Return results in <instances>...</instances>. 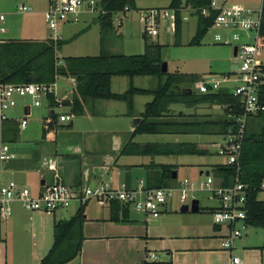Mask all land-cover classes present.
I'll return each instance as SVG.
<instances>
[{"label": "rangeland", "instance_id": "obj_1", "mask_svg": "<svg viewBox=\"0 0 264 264\" xmlns=\"http://www.w3.org/2000/svg\"><path fill=\"white\" fill-rule=\"evenodd\" d=\"M97 1V0H96ZM171 0H135L134 9L131 8L126 13H119L113 16V28L110 30L102 31L100 24L98 22V17L101 13V9L98 7L95 11L90 12V14L83 16L80 23L64 24L62 27V34L64 35L65 41L62 47L58 50L57 54L62 59L69 56H97L101 52L102 41L105 45V50L116 55H144L146 52V47L152 44H159L163 46L161 51V56L163 62L168 64L169 73H185L198 75L201 79H212V78H221L228 73H234L239 69L240 63L235 60L233 47L224 46L215 44L213 40V32L209 31L202 41L200 46H190L189 43L196 34L197 31V18L195 16H190L188 21L183 25V32L180 39V44L175 45L177 42L176 28L173 34H170L166 31L165 26L162 25L159 29V36L146 38L143 37L145 34L143 24L140 22V12L149 10L152 8H161L165 9L168 7V2ZM236 1V0H235ZM233 0V6L240 5L244 7H250L253 9H258L262 6V0H245L241 2H235ZM50 0H0V28L5 29V33H2V37L8 40H31L36 39L37 41H45L51 38L52 31L49 29L48 24L45 22L44 13L48 8ZM235 2V3H234ZM243 3V4H242ZM22 6L30 7L33 9L32 13H22L19 8ZM87 9V8H86ZM186 11H183L185 14ZM3 18V19H2ZM82 18V17H81ZM88 19V20H87ZM119 19H122L120 22ZM85 28V29H84ZM79 30H85L86 35L72 37L71 33ZM77 32V33H78ZM76 33V34H77ZM103 39V40H102ZM62 41V40H60ZM261 58L264 60V52L261 53ZM128 82L129 79L125 78ZM156 78L146 77L139 78L138 84L143 88H150L155 85ZM60 86L64 83L62 79L59 81ZM127 85L126 88H128ZM115 90L119 91L118 84L115 83ZM185 88H193L190 86H185ZM194 93L195 91L192 90ZM18 105L13 110H10L8 115L11 119L24 117V106H31L32 114L28 121V127L25 131L18 132L17 134L10 136L6 143L10 147L11 151L17 156V160H30L37 152L41 156L45 155H56L57 146L53 141L49 140L46 132L43 130L46 125L47 117H49L47 104L43 102L41 108L35 107L33 104V99L29 96L17 98ZM123 105L125 104H117ZM120 107V106H118ZM140 110H144V107L139 103ZM196 111H189L185 116H180L179 110H171L168 114L167 121L170 122H203L205 120H215L218 121L223 114L220 106L215 108L209 105H200ZM125 109V108H124ZM194 109V108H193ZM62 112L66 114H72L69 107H64L56 110V113L59 115ZM50 118V117H49ZM48 119V118H47ZM109 120L96 123L94 126L89 127L88 119L86 117H75L68 123L72 125L76 130L81 128V132L86 129H91L96 131L101 129L99 126L106 129L104 126H114V124H121L124 130H129L128 125H125L128 121V118L120 117L119 120ZM20 120V121H21ZM57 121H54V124H57ZM80 123L83 124L80 125ZM59 129V127L57 128ZM71 129H62L58 130L59 134L65 135ZM115 130H121L115 129ZM249 131L251 133H261L264 131V123H258L256 121H251ZM55 132V131H54ZM112 133V131H111ZM109 131V134L99 135L102 141L108 140L103 146H106L107 152L111 154L110 156L114 157V163L111 167L106 168L98 165L97 162H94L95 167L92 169V178L89 181V186L94 188L98 186L102 181L115 183L116 181H130L131 186L134 188L137 186L139 180L144 179L146 181L149 172L147 168L142 164H149L151 161L150 158L138 157V156H121L118 151L113 148H110V143L114 135ZM126 140L127 143L132 141L135 144H154V143H166L170 141H176L178 139L180 142H191L197 143L199 145L205 146L209 149L211 155L207 156H181V157H159L157 162L162 164H173L177 165L178 171V181L183 179H188L191 182H205L207 175L206 172L208 169H211L212 166L216 165H225L227 164V158L219 156L217 152L216 143L220 142L221 138L215 135H205V136H196V135H170L166 136H153V135H138L134 139L132 134L124 133L121 134ZM3 137H6L5 133L1 134L0 131V144L3 141ZM5 142V141H4ZM126 144V141H124ZM84 152L82 157L77 156L76 159L70 158L68 160V165L64 162L68 157H58L59 160L64 163L62 168L68 167L66 173H64L62 180L64 183L71 187L72 189L79 188L82 190L85 183L82 182L80 187L72 186L73 177H82V167L86 160L92 157L85 158L88 156L86 149L84 147ZM213 153V154H212ZM41 156H36L30 164L31 168L39 169ZM100 157V156H99ZM98 159L97 156H95ZM94 159V158H93ZM21 167L24 166V162H20ZM19 163V166H20ZM9 164V163H8ZM8 164H1L0 169H5V166ZM192 164V165H191ZM120 167V174L117 175L116 168ZM25 167V166H24ZM26 168V167H25ZM128 169L131 171L128 172ZM204 172L203 175H200L201 172ZM211 171V170H209ZM9 172H0V176L3 179H6ZM129 174V175H128ZM212 175V174H211ZM40 172H28L24 175L14 177L12 179L14 182L18 183L21 186H25L31 191L36 190L40 183ZM24 177V178H23ZM70 177V179H68ZM94 177L97 178V182ZM113 178L112 180L110 178ZM129 178V180H127ZM51 178L48 177V180ZM10 180V179H7ZM52 180V179H51ZM50 180V183H51ZM11 181L4 182L7 184ZM114 182V183H113ZM232 183V182H231ZM195 199L200 201V212L197 214H182L180 212V206L175 201L170 205L174 209V213L179 215L178 217H194L198 220L201 230L199 231L200 235L203 237L210 238H201L198 240V243L203 246H208L209 248H215L217 251L210 250H201L197 251L200 260H204V264H231L230 255L231 251H226L221 249V239H217L218 235L223 236L224 233H227V229L223 228L222 232L214 231V221L212 215L209 212H206V209H212L217 205L216 201L211 198L207 192H196L194 195ZM258 199L264 201V190L258 194ZM75 206L73 205L68 212L61 210L56 215H43L34 212L27 211L19 202H14L11 204L12 216L8 220L0 219V264H39L40 261L48 254L49 250L52 248L54 243V223L70 217L69 215L73 213ZM107 208H100L96 203L91 202L86 207V214L90 217H97L104 212H107ZM132 216H141V213L132 211ZM183 215V216H182ZM245 230L242 229V232ZM249 238V240H247ZM243 238L242 241L245 244L254 243L258 246H264V229L249 227L248 228V237ZM238 245V244H237ZM240 246L234 250L236 252V258H241L244 264H264V259L261 255L264 254L260 248L255 250H250L248 248H240ZM190 246V244H187ZM207 247V248H208ZM240 251L247 252V260L244 256L239 254ZM187 254V253H184ZM190 255V254H187ZM235 256V255H234ZM188 263L192 262V256H185ZM229 257L230 263L227 260ZM78 264V263H74Z\"/></svg>", "mask_w": 264, "mask_h": 264}, {"label": "trees", "instance_id": "obj_2", "mask_svg": "<svg viewBox=\"0 0 264 264\" xmlns=\"http://www.w3.org/2000/svg\"><path fill=\"white\" fill-rule=\"evenodd\" d=\"M210 3L211 0H187L183 5L182 0H172L167 8L176 10V45L181 42L184 8L190 6L201 9L209 7ZM99 7L101 13L98 22L102 31H106L113 28L115 14L123 13L126 9H134L135 0H99ZM262 9L263 19L259 37L264 48V0H262ZM193 16L197 18V31L189 45L200 46L212 28L215 16L204 18L199 12ZM63 44V41L55 42L52 39L45 41L0 40V83L50 85L62 77L73 78L76 81L71 101L65 100L57 105L54 96L48 98L53 112L50 114L52 122L47 130L45 129L46 135L54 125V121L59 118L54 111L56 107H70L73 115L81 116L89 101H117L126 103L128 116L135 117L134 98L138 95H152L154 99L146 105L144 113L140 116L141 120L132 133V138L138 135H215L221 137L235 131V117L243 113L240 99L228 89H220L208 94L194 92L191 95L183 94L185 86L192 87L194 83L202 79L193 74L162 73V45L147 46L144 55L127 56L107 52L102 41L101 52L98 56L61 59L57 52ZM113 77H126L131 80L137 77H156L160 83L154 90L138 89L131 85L125 93L115 94L111 90ZM261 100L264 102V87ZM174 105H184L187 108L200 105L220 106L223 114L218 121L170 122L165 118L169 116L171 107ZM15 134H17L16 130ZM6 141L8 139L3 137V142L6 143ZM209 152L211 151L205 146L191 142L143 145L130 141L123 147L120 154L155 158L160 156H207L211 155ZM147 171L149 174L146 182L149 188L169 187L177 181L173 179V173L177 172V167L174 165L151 163L147 166ZM210 174L221 179L222 186H229L234 178L239 177L248 188L246 223L249 227L264 229V201L258 199V194L261 192L260 184L264 179V131L247 134L239 165L212 166ZM86 207H79L70 219L54 223L53 246L39 264H69L80 256L85 240L82 227L87 220ZM109 211L112 222L129 220L130 210L119 203L112 205ZM206 212L212 213L213 210L206 209Z\"/></svg>", "mask_w": 264, "mask_h": 264}, {"label": "built area", "instance_id": "obj_3", "mask_svg": "<svg viewBox=\"0 0 264 264\" xmlns=\"http://www.w3.org/2000/svg\"><path fill=\"white\" fill-rule=\"evenodd\" d=\"M233 0H211L210 6L195 9L190 6L184 8L182 20L188 21L189 17L199 12L204 18L215 16L213 26L214 43L237 47L234 57L240 65L234 73H229L221 78L202 79L194 83L192 90L197 94H208L220 89H228L235 97L240 99L243 113L235 117V131L221 136L220 142L216 143L217 154L227 158V166L239 165L243 143L250 132L251 121L264 123V102L261 100V92L264 87V60L261 53L264 48L260 43V30L262 27L263 9L233 6ZM231 3V4H230ZM99 5V0H50L44 13L45 22L52 31L51 38L58 42L61 40L60 30L64 24L80 22L84 12H93ZM87 8V9H86ZM22 13H32L33 9L22 6ZM129 11L126 9L125 12ZM3 19V18H2ZM122 22V19H119ZM140 22L143 24L145 36H159L162 25L168 33L173 34L176 28V10L152 8L140 12ZM5 32L4 28L0 29ZM74 82L75 79L73 80ZM57 81L54 84H2L0 83V127L10 121L8 113L17 107V98L31 97L35 107H40L43 100L48 102L50 96H54L56 104H61L64 99L58 96ZM63 106L56 107L57 109ZM24 110L26 111L25 107ZM30 112V111H28ZM19 121L20 129L25 130L28 125L27 118ZM59 122H67L70 117L59 114ZM48 121V120H47ZM52 122H46V126ZM17 159L8 144H0V163L6 164ZM42 167L53 174V181L45 185L40 191H31L25 186L11 181L0 184V216L9 219L12 216L11 204L19 202L29 212H40L45 215H54L58 211L69 210L75 207L88 206L91 202L100 208L110 210L112 205L119 203L123 207L147 217L157 219L164 211L170 208L175 201L180 209L184 205L191 206L196 192H207L218 206L212 212L215 225L227 229L228 234L223 237L222 248L230 251L237 239L243 236V230L249 227L247 219V195L248 188L239 177L232 180L229 186H222V180L209 175L205 182H191L188 179L177 180L169 187L149 188L144 179L139 180L134 188L128 183L114 185L111 182H101L92 188L89 185L72 189L62 180L58 171V162L53 158H45ZM264 190V179L260 184ZM143 264H160L156 253H148ZM233 264H240L239 258L233 259Z\"/></svg>", "mask_w": 264, "mask_h": 264}, {"label": "crops", "instance_id": "obj_4", "mask_svg": "<svg viewBox=\"0 0 264 264\" xmlns=\"http://www.w3.org/2000/svg\"><path fill=\"white\" fill-rule=\"evenodd\" d=\"M186 1L187 0H182L183 5L186 4ZM242 1H245V0H242ZM171 2L172 0L168 2L169 3L168 7L171 4ZM235 2H241V0H236ZM88 14L90 13H85L83 16L88 15ZM83 16L81 19L84 18ZM185 22L183 21V23ZM62 27L60 30V36H61V40L65 41L64 35L62 34ZM84 31L85 30H79V32L78 31L73 32L70 34V36L71 38L78 37V36H84L86 35ZM209 31H212V30L210 29ZM212 32H213V40H214V31ZM143 37L145 38V34L143 35ZM0 40H8V39L3 38L2 33L0 32ZM31 40H36V39L34 38ZM97 53L100 54V52H95V54ZM69 57H86V56H69ZM125 78L126 77H113L112 78L111 90L113 93L123 94L130 88L131 85H133L135 88H138V89L154 90L159 86V83H160L158 78L153 77V78H156L155 85L150 88H143L139 86L138 80L139 78H146V77H137V78H134L133 80L127 78L129 79L128 82L125 80ZM61 79H62V82L64 83L60 86L59 81ZM73 80H74L73 78H64V77L57 79V84H58L57 92H58L59 98L71 101L73 97L74 89L76 87V82H74ZM115 83L118 84V87L120 89L119 91L115 90L114 88ZM127 85H129L128 88H126ZM153 99H154V96L152 95L135 96L134 98L135 117L128 116L127 114L128 107H127V104L124 102L98 100V101H89L88 103H86L84 107V113L83 115H81V117L83 116L88 119L87 121H88L89 127L94 126L96 123L101 124L102 121L109 120L110 118H114L112 120H119L120 117H125V118H128V121L125 124V125H128L129 130L127 131L124 130L125 128H122V125L124 123H121V124L116 123L114 124V126H104V127H107L106 129H103V127L99 126L101 129H98L96 131H92L91 129L88 128L85 131L81 132L80 131L81 128L76 130L72 125L70 126L68 125V123L72 121L75 115L73 114L70 115V114H66L63 112V114H66L70 117V120L67 122H62V123H60L58 120L57 124H54L51 127V129L47 131V136L49 140L53 141V143H55L57 146L56 155L41 156L37 152L35 155L33 154V157L30 160L15 159L9 162V164L6 163V165L8 164V166H5L6 167L5 169L1 168L0 172L4 171V172H9L10 174L7 175L6 179H3V180H2V177L0 176V184H3L4 182H7V181H13L12 179H14V177L16 178L18 176L22 177V174L24 175L25 173L36 171V172H40L41 174L40 183L38 185V188L33 191H40L45 185L50 184L51 179H52L51 182L53 181V174L45 170L42 167V162L45 158H53L57 160L58 171L61 174V177H63L64 173H66L68 170V167L62 168L64 163L67 166L68 165L67 162L70 158L76 159L77 156L82 157L83 152H84L83 149L85 147L86 153L88 154V156L85 158L87 159L89 157H92V155L90 154H94V152H96L93 157L94 159L89 158L86 160L87 162L84 163L85 167H82V171L84 172H82L81 178L77 176V177H73V179L71 178V180H73L72 186L74 187H80L82 185V182L85 183V185H89L90 183L89 181L91 180L93 176L92 169L95 167L94 162H97L98 165L100 166H102L103 163L108 164L109 166L107 167L105 166L106 168L111 167V165H113L114 163L116 164L117 162V161L114 162V157L110 156L111 154L107 152L108 148L102 145V143L105 144L108 140L102 141L99 135L109 134V131L110 133L112 131L111 134L114 135V137L112 139V142L110 143V148L115 149L120 154L123 147L127 144V140L123 136H121V134H124L126 132L132 134L134 132L135 127L137 125L135 123V120L136 119L141 120L140 116L144 113L146 105L152 102ZM43 102H46L47 104L48 114L50 117V114L53 111L49 109V105L47 101L43 100ZM43 102H42V105L38 108H41L43 106ZM139 103H141V105L144 107V110H140L138 108ZM117 104H125V107H122L123 105H117ZM24 107L26 109V111L24 110V117L26 113L32 114L31 106L28 105ZM213 107L215 108L216 106H213ZM69 109L71 108L69 107ZM171 110L173 111L179 110L181 113L180 114L181 116L183 114H186L189 111L197 112L198 109L197 108H194V109L187 108L184 105H174L171 107ZM49 117H47L48 119L46 118V120L48 121L51 120ZM20 120L21 118H15V119H11L10 121L6 122L4 125L0 127L1 134L5 133L6 138L9 139L11 135H12L11 137L15 135V130L20 132L21 130L20 125H19ZM80 125L83 126L82 123H80ZM58 127L59 129H57ZM120 127H121V130H115V129H120ZM47 128L48 127L45 125L43 130L45 131V129L47 130ZM67 128L68 129L70 128L71 130L63 136L62 134L64 133L59 134L58 132H56L58 130L67 129ZM25 130H21V131H25ZM153 136L169 137L170 135H153ZM124 141H126V144H124ZM175 142L178 143L180 141L176 139V141H170L166 143H175ZM159 144H162V143H159ZM36 156H41L42 158L40 162V166H39V169H35V168L32 169L30 166L31 165L30 163L33 160H35ZM60 156L68 157V159L66 160V162L63 163L62 161L59 160L60 158H58ZM95 156H97L98 159H96ZM160 157H163V156H160ZM145 158L151 159L149 164H142L146 168L151 163H155L159 165H173V164H162V163L157 162V158L159 157H155V158L145 157ZM168 158H171V157H168ZM20 162L22 163L24 162L23 164L26 168L24 166L21 167ZM19 163H20V166H19ZM118 167L119 168H116V171H118L117 175L120 174V171H119L120 167L129 168L126 166H118ZM209 170L211 169H208L207 172ZM130 171L131 170L128 169V172ZM203 174L204 172L202 171L200 175H203ZM48 177H50L51 179L48 180ZM7 179H10V180H7ZM68 179H70V177H68ZM94 179L97 182V178L94 177ZM110 179L112 180L113 178L111 177ZM127 180H129V178ZM177 180H178V171H177ZM113 181H115V183L113 182L114 185H118L120 183H128L129 185H131L130 181L121 182V181H116L115 179H113ZM42 182H44V185H42ZM216 204L217 205H215V207L212 208V210L217 208L218 203ZM78 208L79 207H75L73 213L69 215L70 217L65 218V219H61L60 217V221L70 219L76 213ZM35 213L43 214L40 212H35ZM57 213H55L54 215H56ZM131 213L132 212H130L129 220L127 222H112L110 220L109 210H107V212H104L97 217H90L88 214H86L87 220L85 221L82 227L83 236L85 238L83 245H82V252L77 259H75L69 264H74V263H78V264H143L146 261L148 253H151V252L156 253L158 255L160 264H204V260L203 259L200 260L199 255H197L196 252L201 251V250L217 251L215 250V248H209L208 246H203L198 243V240H200L201 238H210V237H203L202 235L199 234L200 233L199 231L201 230V226L199 225L198 220L196 218L187 217V216L178 217L179 215L174 213V209L172 207L164 211L163 214L157 219L147 217L144 214H141V216L133 217ZM186 214H192V213H186ZM210 214L212 215V213ZM0 219H2L1 216H0ZM5 220H8V219H5ZM223 228L224 227L222 226L214 225V231L222 232ZM248 228L249 227H247V229L243 232V236L240 239H237L235 241L233 249L230 250L231 251V255H230L231 264H233V259L236 258V252L234 250H236V248L240 246V243L242 244L240 248H244V249L248 248L250 250H255V249L260 248V246L254 243H251V244L249 243L246 245L245 242L242 241L243 238L247 239L248 237ZM227 234L228 232L224 233L223 236L221 234L215 238L221 239L222 241L223 237L226 236ZM247 240H249V238ZM187 244H190V246H187ZM220 246H221V249L224 250L222 248V243ZM260 249L262 250V247ZM184 253H187L190 255H187ZM239 254L244 256L245 259L247 260V257H248L247 252L240 251ZM185 256H192L191 257L192 262L188 263L187 260L189 258L186 259ZM261 256L264 259V254ZM239 259H240V264H244L242 259L241 258ZM230 260H229V257H227L226 261L230 263Z\"/></svg>", "mask_w": 264, "mask_h": 264}, {"label": "water", "instance_id": "obj_5", "mask_svg": "<svg viewBox=\"0 0 264 264\" xmlns=\"http://www.w3.org/2000/svg\"><path fill=\"white\" fill-rule=\"evenodd\" d=\"M237 47H235L234 48V51H233V53H234V57L236 56V54H237ZM169 71H168V64L166 63V62H163V64H162V73H164V74H166V73H168ZM183 94H185V95H191V94H193V91H192V89H190V88H185L184 90H183ZM140 122V119H136L135 120V123L136 124H138ZM102 166H109L108 164H102ZM206 175L207 176H209L210 175V172L208 171V172H206ZM173 179H177V172H174L173 173ZM42 185H44V182H42ZM180 212L181 213H183V214H186V213H193V214H197V213H199L200 212V201L199 200H197V199H195V200H193V202H192V204H191V206H189V205H184L181 209H180Z\"/></svg>", "mask_w": 264, "mask_h": 264}]
</instances>
